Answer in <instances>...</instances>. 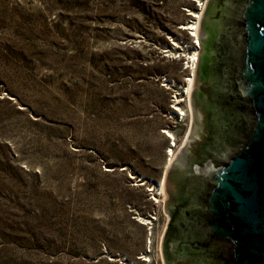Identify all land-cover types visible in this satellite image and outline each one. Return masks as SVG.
<instances>
[{
	"label": "rangeland",
	"instance_id": "rangeland-1",
	"mask_svg": "<svg viewBox=\"0 0 264 264\" xmlns=\"http://www.w3.org/2000/svg\"><path fill=\"white\" fill-rule=\"evenodd\" d=\"M208 0H0V264H162Z\"/></svg>",
	"mask_w": 264,
	"mask_h": 264
},
{
	"label": "water",
	"instance_id": "water-1",
	"mask_svg": "<svg viewBox=\"0 0 264 264\" xmlns=\"http://www.w3.org/2000/svg\"><path fill=\"white\" fill-rule=\"evenodd\" d=\"M214 2L225 15L223 78L241 127L219 165L209 160L198 169L208 183L201 236L221 252L216 264H264V0Z\"/></svg>",
	"mask_w": 264,
	"mask_h": 264
},
{
	"label": "flooded vegetation",
	"instance_id": "flooded-vegetation-1",
	"mask_svg": "<svg viewBox=\"0 0 264 264\" xmlns=\"http://www.w3.org/2000/svg\"><path fill=\"white\" fill-rule=\"evenodd\" d=\"M224 1V0H223ZM224 11L209 0L200 20V53L190 96L191 124L181 144H171L163 180L168 218L161 244L162 264H216L221 252L201 236L207 219L201 201L208 183L198 169L221 163L220 151L241 127L239 103L228 98L223 78Z\"/></svg>",
	"mask_w": 264,
	"mask_h": 264
},
{
	"label": "bare ground",
	"instance_id": "bare-ground-1",
	"mask_svg": "<svg viewBox=\"0 0 264 264\" xmlns=\"http://www.w3.org/2000/svg\"><path fill=\"white\" fill-rule=\"evenodd\" d=\"M205 5V4H204ZM205 7H206V5L205 6H203L202 8L203 9H205ZM204 12V11H203ZM200 17L201 16H199V15H196V16H194V19H196V21L194 22L195 24H192V27H191V29L190 30H192V32H193V35H196V30H197V26H198V23H199V20H200ZM196 56H198L197 55V52L195 51V53H194V55L192 56V57H190V60H192V64L190 63V60H189V65L191 66V68H195V66H196V62H197V60H198V57H196ZM193 73L195 74V71H193ZM192 76H193V74H191V78L190 79H188L187 80V83L189 84V88L187 89V91L185 92V94L190 98V96H191V91H192V87H193V82H194V76H193V78H192ZM159 188H160V192H162L163 191V185L162 186H159Z\"/></svg>",
	"mask_w": 264,
	"mask_h": 264
},
{
	"label": "built area",
	"instance_id": "built-area-1",
	"mask_svg": "<svg viewBox=\"0 0 264 264\" xmlns=\"http://www.w3.org/2000/svg\"><path fill=\"white\" fill-rule=\"evenodd\" d=\"M205 5H206V4H205ZM205 5H204V4H201V6H200V15H199V16L202 15V13H203V11H204V9H203L202 7L205 6ZM195 21H196V20H195ZM195 21H193V22L191 23V25H189L187 31L189 32V35L191 36V41H192V43H193L194 51H196V52H197V55H198V54H199V49H200V47H199V42H198V38H197L196 35H193L192 30H190L191 27H192V24H195V23H194ZM197 21H198V20H197ZM197 21H196V22H197ZM196 57H198V56H196ZM197 61H198V60H197ZM190 63L192 64V60H190ZM188 65H189V64H188ZM196 67H197V62H196V66H195V68H191V66H189V69H191V73H190V76H189L188 79L191 78V74H193V76H194L193 71H196ZM193 76H192V78H193ZM188 79H187V80H188ZM170 152H171V151H170ZM170 152H169V154H170Z\"/></svg>",
	"mask_w": 264,
	"mask_h": 264
}]
</instances>
